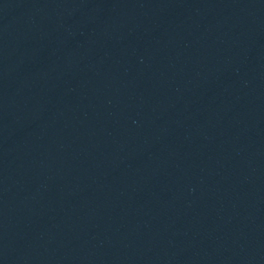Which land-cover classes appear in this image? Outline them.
<instances>
[{
    "label": "water",
    "instance_id": "water-1",
    "mask_svg": "<svg viewBox=\"0 0 264 264\" xmlns=\"http://www.w3.org/2000/svg\"><path fill=\"white\" fill-rule=\"evenodd\" d=\"M0 264H264V0H0Z\"/></svg>",
    "mask_w": 264,
    "mask_h": 264
}]
</instances>
